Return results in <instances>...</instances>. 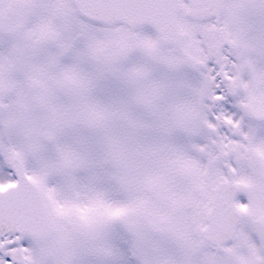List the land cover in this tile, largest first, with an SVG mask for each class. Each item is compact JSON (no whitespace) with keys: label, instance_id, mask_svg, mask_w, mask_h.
I'll return each instance as SVG.
<instances>
[{"label":"snow or ice","instance_id":"snow-or-ice-1","mask_svg":"<svg viewBox=\"0 0 264 264\" xmlns=\"http://www.w3.org/2000/svg\"><path fill=\"white\" fill-rule=\"evenodd\" d=\"M0 264H264V0H0Z\"/></svg>","mask_w":264,"mask_h":264}]
</instances>
